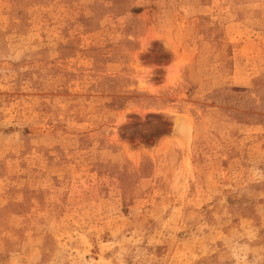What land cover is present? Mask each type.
Listing matches in <instances>:
<instances>
[{
  "label": "rangeland",
  "instance_id": "rangeland-1",
  "mask_svg": "<svg viewBox=\"0 0 264 264\" xmlns=\"http://www.w3.org/2000/svg\"><path fill=\"white\" fill-rule=\"evenodd\" d=\"M0 264H264V0H0Z\"/></svg>",
  "mask_w": 264,
  "mask_h": 264
},
{
  "label": "bare ground",
  "instance_id": "bare-ground-1",
  "mask_svg": "<svg viewBox=\"0 0 264 264\" xmlns=\"http://www.w3.org/2000/svg\"><path fill=\"white\" fill-rule=\"evenodd\" d=\"M174 122H175L174 131L177 134L179 135L188 134L189 135L190 128L188 124L184 121V118L182 116H176L174 119Z\"/></svg>",
  "mask_w": 264,
  "mask_h": 264
}]
</instances>
